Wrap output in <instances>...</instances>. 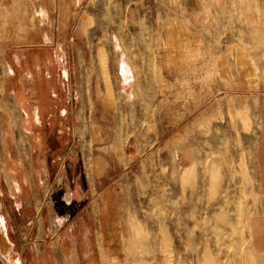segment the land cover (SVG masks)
<instances>
[{
    "label": "rangeland",
    "instance_id": "1",
    "mask_svg": "<svg viewBox=\"0 0 264 264\" xmlns=\"http://www.w3.org/2000/svg\"><path fill=\"white\" fill-rule=\"evenodd\" d=\"M0 162L25 264H264V0H0Z\"/></svg>",
    "mask_w": 264,
    "mask_h": 264
},
{
    "label": "crops",
    "instance_id": "2",
    "mask_svg": "<svg viewBox=\"0 0 264 264\" xmlns=\"http://www.w3.org/2000/svg\"><path fill=\"white\" fill-rule=\"evenodd\" d=\"M1 163V162H0ZM25 168V167H24ZM7 186L8 197L13 201L14 204V213L10 214L8 212L0 213V225L2 226V234L0 240V264H25V261L20 260L23 258L26 253L25 250L30 246V242L32 240L38 241L39 247L42 246L40 240H49V243L52 244L55 248L56 243H59V237H56L54 233L56 224H60L63 222V216H68L69 213H65V208H68L65 203L64 197H59L57 199V208H50L49 204L44 205L43 207V217L49 223L50 226V234L42 232V225L39 223L40 218L37 217L39 214V209L35 207L36 210V222L29 221L25 219V212L27 208L25 207L26 201H28V194L23 191L21 187L18 185L19 179H15L9 175H4L2 179ZM26 176L22 183L27 184ZM18 186H16V184ZM34 199V197H31ZM36 200V199H35ZM45 209V210H44ZM46 222V223H47ZM54 229V231H53ZM50 237V238H49ZM48 245L45 243L44 246ZM61 246V245H60ZM38 250V249H37ZM35 264H40L41 253L40 250L35 251ZM72 256V254H70Z\"/></svg>",
    "mask_w": 264,
    "mask_h": 264
},
{
    "label": "bare ground",
    "instance_id": "3",
    "mask_svg": "<svg viewBox=\"0 0 264 264\" xmlns=\"http://www.w3.org/2000/svg\"><path fill=\"white\" fill-rule=\"evenodd\" d=\"M109 91V90H108ZM110 96H111V91H110V94H109Z\"/></svg>",
    "mask_w": 264,
    "mask_h": 264
}]
</instances>
